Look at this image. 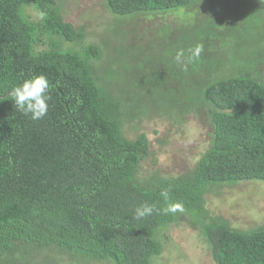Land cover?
I'll return each instance as SVG.
<instances>
[{
    "label": "trees",
    "instance_id": "obj_1",
    "mask_svg": "<svg viewBox=\"0 0 264 264\" xmlns=\"http://www.w3.org/2000/svg\"><path fill=\"white\" fill-rule=\"evenodd\" d=\"M206 1L214 0H104L119 19L193 10ZM28 6L40 21L25 16ZM219 21L179 39L176 54L183 51L188 70L206 71L195 92L161 89L162 74L158 90L173 107L131 110L116 96L115 73L97 76L100 48L74 49L84 32L65 22L57 0H0V264H152L163 254L158 234L180 223L201 231L214 264H264V226L235 230L207 209L217 187L264 184V49L255 34V43L235 47V31ZM214 39L224 41L215 47ZM62 42L72 47L62 50ZM198 45L200 58L188 63ZM172 57L165 64L179 71ZM38 75L47 77L51 99L47 115L32 120L15 109L9 92ZM197 107L209 113L208 151L186 174L165 178L156 171L139 185L137 169L151 156L150 143L144 134L129 141L127 122ZM169 203L183 211L165 214ZM143 204L156 211L134 219ZM39 251H49L50 261L36 262Z\"/></svg>",
    "mask_w": 264,
    "mask_h": 264
},
{
    "label": "rangeland",
    "instance_id": "obj_2",
    "mask_svg": "<svg viewBox=\"0 0 264 264\" xmlns=\"http://www.w3.org/2000/svg\"><path fill=\"white\" fill-rule=\"evenodd\" d=\"M57 1L65 22L84 32L85 40L74 49L80 50L86 45L100 48L102 58L95 63L97 76L106 78L101 71L114 72L115 79L111 82L116 96L131 110L145 104V107L158 111H162L161 107L167 104L173 107L175 101L171 96L158 90V83L161 85L158 80L162 74L165 80L160 88L166 90L172 87L178 95L190 97L196 86L201 85L206 75L204 68L200 67L199 70L193 67L188 70L189 64L184 60L183 64L179 63L182 67L178 71L165 62L171 56L175 61L181 45L179 39L182 36L190 38L187 33L202 27L204 23L219 18L220 26L235 31V38L231 39L235 47L255 43L251 37L255 34L264 49V0L206 1L193 10L139 15L129 19L113 16L106 9L104 0ZM24 13L29 20L40 21L41 17L34 8L28 6ZM223 41L214 39L213 44L219 47ZM61 47L66 50L72 46L62 42ZM244 53L239 52V56H247ZM225 57L227 55L223 60ZM261 59L264 60V51L261 52ZM166 95L167 98L163 99ZM211 131L208 110L203 108H190L180 114L152 115L127 122L124 129L126 138L135 142L144 134L149 139L151 149V156L138 166L137 183L144 186L156 171L165 178L190 172L210 148ZM214 191L206 197L207 209L212 218H221L230 227L240 231L264 226L263 183H240L233 187H217ZM158 236L163 244V254L152 264H214L209 246L198 228L191 229L184 223L174 224ZM34 256L36 262L50 261L51 254L49 251H39ZM55 256L60 257L58 253ZM61 260L64 262V259ZM67 264L77 263L70 261ZM93 264L115 263L109 259Z\"/></svg>",
    "mask_w": 264,
    "mask_h": 264
},
{
    "label": "clouds",
    "instance_id": "obj_3",
    "mask_svg": "<svg viewBox=\"0 0 264 264\" xmlns=\"http://www.w3.org/2000/svg\"><path fill=\"white\" fill-rule=\"evenodd\" d=\"M203 49L198 45L190 50V55L187 57V62L192 63L198 60ZM178 63H184L183 51L176 55ZM49 81L46 76L38 75L25 79L21 84L15 86L10 92V96L14 99V107L22 114L29 116L32 120L43 119L48 112L51 97L48 94ZM161 195L167 200V191L161 192ZM156 211L152 205L143 204L135 209L134 219H142L146 216L152 215ZM165 214L177 213L183 211V206L179 203H169L168 206L162 209Z\"/></svg>",
    "mask_w": 264,
    "mask_h": 264
}]
</instances>
